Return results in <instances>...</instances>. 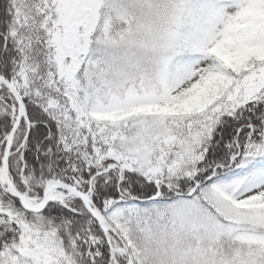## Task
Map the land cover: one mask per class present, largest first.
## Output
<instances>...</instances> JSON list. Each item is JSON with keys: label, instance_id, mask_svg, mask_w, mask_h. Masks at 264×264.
Masks as SVG:
<instances>
[{"label": "snow or ice", "instance_id": "6c2138e0", "mask_svg": "<svg viewBox=\"0 0 264 264\" xmlns=\"http://www.w3.org/2000/svg\"><path fill=\"white\" fill-rule=\"evenodd\" d=\"M0 264H264V0H0Z\"/></svg>", "mask_w": 264, "mask_h": 264}]
</instances>
